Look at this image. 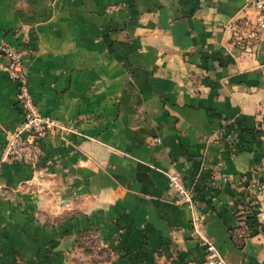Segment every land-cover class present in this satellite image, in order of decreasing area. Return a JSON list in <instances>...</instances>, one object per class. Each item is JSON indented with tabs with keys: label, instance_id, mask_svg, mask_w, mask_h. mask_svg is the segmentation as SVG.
I'll list each match as a JSON object with an SVG mask.
<instances>
[{
	"label": "crops",
	"instance_id": "crops-1",
	"mask_svg": "<svg viewBox=\"0 0 264 264\" xmlns=\"http://www.w3.org/2000/svg\"><path fill=\"white\" fill-rule=\"evenodd\" d=\"M250 2L0 0V41L28 36L36 46L29 85L41 111L76 126L45 140L44 160L61 177L90 176L111 198L109 218L132 210L168 262L205 261L197 221L228 264H264V232L239 234L242 241L231 203L242 190L255 200L252 183L264 178V43L243 51L226 27L256 16ZM110 4L125 6L109 14ZM16 93L0 73V156L21 120ZM233 124L245 131L229 138ZM165 169L195 186L194 206L175 201ZM1 172L0 180L33 175L12 162ZM13 217H0V251L33 242L19 236ZM35 224L28 227L43 230ZM54 228L42 233L56 240Z\"/></svg>",
	"mask_w": 264,
	"mask_h": 264
},
{
	"label": "rangeland",
	"instance_id": "rangeland-1",
	"mask_svg": "<svg viewBox=\"0 0 264 264\" xmlns=\"http://www.w3.org/2000/svg\"><path fill=\"white\" fill-rule=\"evenodd\" d=\"M124 6V4H110L105 7V12L113 14ZM1 47L9 48V56ZM14 51L29 75L28 59L35 55L37 49L33 39L28 36L23 37L18 44L6 38L0 41V52L5 56L0 73L16 84L17 92V81L12 77V72L4 68L13 62ZM19 109L21 120L13 130L7 132V141L1 149L0 173L6 163L12 162L29 166L33 175L15 180L9 178L0 180V210H2L0 217L5 221H13L15 213L19 236L32 237L33 242L28 240V244H20L16 249L14 245L3 247L0 251V264H175L173 260L170 261L172 263L167 259L162 260L163 256L167 258L168 255L163 253L164 249L161 246L157 249L149 245L147 231L143 223L134 217L132 210L128 208L127 211L109 218L111 198H102L99 192L94 190L97 184L90 176L80 181L61 177L56 170L58 166L44 160L45 140L52 134L64 136L67 133L77 132L75 124L60 121L52 116L65 128L55 126L40 141L41 149L37 153V162L18 158L16 153L8 154L9 146L16 142L17 133L25 138L22 139V145H25L24 141L29 144V140L33 141L36 137L35 134L24 129L25 121L20 106ZM243 130L239 125L233 124L230 135L236 134L238 137ZM261 131H264V125L258 129V137ZM234 150L236 151V148ZM259 179H256L250 188L256 196L255 200L245 199L241 195L244 190L231 200L232 205H237L238 209L235 215L238 223L236 234H241L242 237L264 232V203H262L264 193L257 186ZM260 180L264 183V178ZM101 187L99 191L105 194L103 188L107 187ZM30 223H37L35 226L43 227L46 232H53L48 226L55 227L56 240L52 239V233L49 235L42 233V229L36 232V229L29 228ZM59 238L63 239L62 246L56 245ZM239 238L241 239L240 235ZM152 254L153 263L152 260L148 261Z\"/></svg>",
	"mask_w": 264,
	"mask_h": 264
},
{
	"label": "built area",
	"instance_id": "built-area-1",
	"mask_svg": "<svg viewBox=\"0 0 264 264\" xmlns=\"http://www.w3.org/2000/svg\"><path fill=\"white\" fill-rule=\"evenodd\" d=\"M250 7L256 11V16L240 17L231 20L226 27L231 33V42L234 46L241 48L246 52H255L264 43V0H251ZM111 10V9H108ZM3 52H8L9 48L1 47ZM5 56L0 52V67L4 65ZM13 62H10L6 70L12 72V77L17 81L16 99L20 108L22 109L24 117V129L35 134L33 141L29 140V144L24 141L22 145L23 136L16 134L15 141L8 148V154L16 153L18 158L25 159L30 162L34 160L37 162L38 151H40V141L46 137L49 132L55 127L64 129L65 126L56 121L52 116L41 111L38 102L32 93L29 85V75L18 60V54L13 52ZM235 134L230 135L234 136ZM156 143H161L160 137L155 138ZM16 143V145H14ZM35 157V158H34ZM34 158V159H33ZM165 173L169 179L170 191L175 201L180 205L194 206L196 201L197 190L194 185H187L185 178L180 170L165 169ZM257 186L259 190L264 193V183L258 180ZM194 233L198 241L205 248V261L201 264H228L221 255L217 245L206 234L203 226L195 221ZM188 264H197L195 261H190Z\"/></svg>",
	"mask_w": 264,
	"mask_h": 264
}]
</instances>
